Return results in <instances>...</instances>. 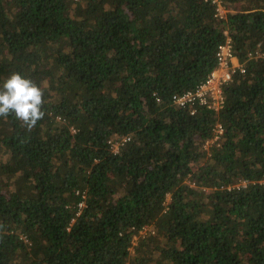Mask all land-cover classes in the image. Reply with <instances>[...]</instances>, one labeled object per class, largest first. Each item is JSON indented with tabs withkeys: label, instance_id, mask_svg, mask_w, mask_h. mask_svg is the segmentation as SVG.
I'll return each instance as SVG.
<instances>
[{
	"label": "trees",
	"instance_id": "1",
	"mask_svg": "<svg viewBox=\"0 0 264 264\" xmlns=\"http://www.w3.org/2000/svg\"><path fill=\"white\" fill-rule=\"evenodd\" d=\"M232 4L0 0V86L31 79L45 113L0 118V264H264V0ZM225 31L246 73L224 109L171 105Z\"/></svg>",
	"mask_w": 264,
	"mask_h": 264
},
{
	"label": "built area",
	"instance_id": "2",
	"mask_svg": "<svg viewBox=\"0 0 264 264\" xmlns=\"http://www.w3.org/2000/svg\"><path fill=\"white\" fill-rule=\"evenodd\" d=\"M213 4L217 5L216 17L224 19V14H227V10L223 6L224 0H211ZM227 36V40L224 44L220 45L217 49L216 59L217 67L213 70L210 75L199 84L194 90L187 91L182 94H176L171 97V105L177 109H183L191 111L194 114L200 107L213 111L215 113H220L225 106V88L229 86L237 75H243L246 73V67L244 64L240 63L239 59L234 53V48L232 45L231 38L229 37V32H224ZM262 45L255 53H250V59H264V51H261ZM160 103V99H157ZM224 129L220 124H217L215 128L214 138L212 140V145L218 143L222 138ZM130 141V138H125L121 143L113 142L110 140L111 150L114 154H118L120 148ZM207 141L205 145L209 146L210 142ZM204 145V146H205ZM211 145V146H212ZM210 146V147H211ZM209 147V148H210ZM208 150V149H207ZM247 183L243 182L236 186V188L246 187ZM83 204H80L82 207ZM145 232V227L142 228L139 233L143 234Z\"/></svg>",
	"mask_w": 264,
	"mask_h": 264
},
{
	"label": "clouds",
	"instance_id": "3",
	"mask_svg": "<svg viewBox=\"0 0 264 264\" xmlns=\"http://www.w3.org/2000/svg\"><path fill=\"white\" fill-rule=\"evenodd\" d=\"M43 91L40 86L20 73H11L0 86V118L14 116L31 130L43 119Z\"/></svg>",
	"mask_w": 264,
	"mask_h": 264
},
{
	"label": "rangeland",
	"instance_id": "4",
	"mask_svg": "<svg viewBox=\"0 0 264 264\" xmlns=\"http://www.w3.org/2000/svg\"><path fill=\"white\" fill-rule=\"evenodd\" d=\"M238 5V6H237ZM237 5H234L233 6V4L231 5V7L229 6V11L227 10V14H224V19H226L227 18V15H228V13H236V12H239V10H240V5L239 4H237ZM221 140V139H220ZM210 142V144H209V146H207V145H205L204 147H203V149L205 150V151H208L209 150V147L212 145V141H209ZM208 149V150H207ZM169 202V200L167 199L166 200V202ZM156 233V230H155V228L153 227V226H145V232H143V234H140L139 232L137 233V235H135L134 236V238H133V240H132V247H130L129 248V250H130V252H134V248L133 247H135V246H137L138 244H139V242H140V240H142V239H144V238H146V237H149V236H151V235H154Z\"/></svg>",
	"mask_w": 264,
	"mask_h": 264
}]
</instances>
